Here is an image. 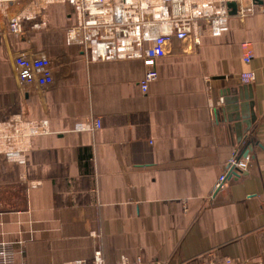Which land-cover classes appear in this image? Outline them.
Returning a JSON list of instances; mask_svg holds the SVG:
<instances>
[{"label":"crops","instance_id":"1","mask_svg":"<svg viewBox=\"0 0 264 264\" xmlns=\"http://www.w3.org/2000/svg\"><path fill=\"white\" fill-rule=\"evenodd\" d=\"M172 3L171 9L178 5L187 12L198 43L195 58L187 53L181 57L186 68L181 77L175 68L171 71L169 58L173 60L175 53L168 45L167 51H162L160 34L149 39L141 31L132 36L135 27L142 30V21H146L135 22L133 8L124 17L128 34L121 37L125 41L120 47L123 59L116 54L115 36L120 29L116 17L108 37L96 38L93 56L85 62L73 55L66 42L52 44L55 76L66 96L77 98L71 103V115L82 136L88 126L77 105L84 99L87 106L85 86L95 78L93 72L98 73L94 80L99 82V92L107 91L100 92L99 103L110 129L124 130L121 107L114 99L119 87L133 118L156 112L173 123L165 131L157 115L164 137L159 147L149 141H130V134L123 133L125 165L141 169L142 179L151 180L152 193L168 223L167 234L173 236L168 264H244L247 260L264 264V0ZM230 3H235V12ZM8 5L0 0L2 20ZM166 6L169 8L164 1L161 10L167 17ZM202 9L225 13V29L214 35L206 29ZM168 34L173 38L165 39V47L175 44V27ZM26 40H13L12 44L42 42ZM156 47L160 50L153 56L151 49ZM106 69L111 77L102 82L100 72ZM246 71L254 72V80L241 79L240 74ZM159 81L176 82L175 120L170 111L169 117L165 116L168 104L160 103ZM170 87L174 89L171 83ZM249 101L253 106L245 110ZM8 105L0 66V114ZM112 108L116 115L110 114ZM64 127L62 114L52 113L35 118L30 129H0V264H72L62 228L64 214L88 199L80 193L72 172L64 171L74 169V157H88L89 147L71 149L42 141L43 132L63 131ZM95 148L99 163L114 164L111 145ZM132 181L138 185L136 177ZM90 203L91 199L88 206ZM96 209L108 264H162L145 232L136 228V243L143 252L137 259L134 238L122 228L120 214L110 204L97 202ZM6 224L12 225L11 231ZM38 253L39 259L47 260H36Z\"/></svg>","mask_w":264,"mask_h":264},{"label":"built area","instance_id":"2","mask_svg":"<svg viewBox=\"0 0 264 264\" xmlns=\"http://www.w3.org/2000/svg\"><path fill=\"white\" fill-rule=\"evenodd\" d=\"M122 1L11 0L5 10L4 20L0 17V66L9 102L8 108L0 114V129H30L33 120L38 116L59 110L65 121L64 130L43 132L42 141L71 149L89 147L88 157H74V169L64 171L72 172L70 176L78 180L80 193L88 199L84 205L64 214L62 228L68 258L72 264H108L103 238L97 229V202L101 205H112L113 211L120 214L123 220L122 228L124 227L131 239L134 238L137 259L143 252L139 243H136V228L146 233L154 247L156 258L162 264H168V254L173 243V236L167 234L168 223L160 202L152 193L151 180L142 179L144 175L141 169L128 168L124 162V130L130 134V141L143 140L149 141L155 147L162 146L164 137L158 118L153 114L133 118L125 103L123 88L119 87L117 94L124 117V130L110 129L99 103V82L95 81L98 73L93 72L95 78L90 81L91 85L87 83L85 86L88 99L86 107L89 113L87 126L90 131L82 136L78 133L73 119L70 122L68 118L71 103L77 98L66 96L64 86L55 76L53 69L50 46L61 41L66 42L76 58H91L96 31L99 33L105 30L114 18L112 14L104 18L101 11ZM125 3L128 4L127 7H133L132 0H125ZM224 15L222 12L214 17L211 22L213 33L218 34L225 29ZM38 33H46L48 36L44 38L42 35V42L34 45L12 44L13 40H23L27 34ZM151 53L156 56L158 50L154 48ZM109 70L101 71L99 80L108 81L111 77ZM240 77L249 82L254 80L255 74L253 71H246L242 72ZM108 144L112 146L116 158L113 165L99 163L94 157L95 146ZM132 177L137 178L138 185L133 183ZM89 199L92 200V205L88 206ZM54 214L59 218L60 212L57 209ZM4 227H8L7 231L12 230L11 224ZM244 264L261 263L247 260Z\"/></svg>","mask_w":264,"mask_h":264},{"label":"rangeland","instance_id":"3","mask_svg":"<svg viewBox=\"0 0 264 264\" xmlns=\"http://www.w3.org/2000/svg\"><path fill=\"white\" fill-rule=\"evenodd\" d=\"M164 1L166 2L167 5L169 4V8H170L169 9L166 6L167 17L164 16V10H161V7L163 8V2ZM172 4H173L172 0H132L131 5L133 7H127L128 4H126L125 0H123L121 3H119L116 6L111 5L108 9L107 8L103 9V11H101V13L103 12L104 18H108L110 14H113V16H114L113 21L111 22V25L106 26L104 28L105 30H101L99 33L97 30L96 31V35H97L96 38H107L108 35L110 34L108 32H111V29H112V27L115 23L116 17H117L116 25L120 26V29L118 30L119 35L115 36V38L117 40L116 46H118V49H119L118 51L116 50V54L118 57H121V59H123L122 57H124L125 54L122 53V51L120 50V47H123V45L125 44V41H123V39H121V37L126 36L128 34L127 30H126L127 24L123 25V23L125 22L124 17L126 18L129 14L130 10L133 8L132 15L134 16L135 20L137 19L135 22H138L140 20L142 21L144 18L146 19V21H142L143 25H144V26H141L142 30L141 29L139 30V29H137V27H135L136 32H133L132 36L133 35L139 36L141 31H142L143 35L149 39L152 37L157 38V37H159V34H160V36H161L160 44L162 46V48H161L162 51L166 52L167 51V45H168V46L172 47V50H173L172 53H175V58L174 57L172 58L173 60H171L169 58V61L173 62V65H171V63H170L171 71L173 70V68H175V71L178 72L177 76L181 77L182 74L185 73V71H186L185 66L181 62V57L183 58L185 53H187V55H189L190 57L195 58L194 48L197 47L198 43H197V38H195L193 36L194 34H193L191 27H190V24H189L190 22L188 20L187 12L182 11L181 9H178V5L175 6V9H171ZM204 7L205 6H203V8ZM202 11L205 12L201 16L202 21L205 25V28L206 29L209 28L211 30V33L214 35L213 26H212L211 22H213L214 17L222 14V12L209 11V9L208 10L202 9ZM207 13H209V15H207ZM212 15H214V16L212 17ZM164 21L167 23V25L164 23ZM174 27H175V44L167 43L166 47H165L164 41L166 38H169V36L172 37V35H170L168 33L170 30L172 31L174 29ZM37 35H39V37L40 36L42 37L43 34H41V33L27 34L23 38H24V40L27 39L26 41H28L30 39L31 43L32 42L34 43L35 41L37 43V40L43 39L41 37L36 38ZM158 42H159V40H158ZM18 43H21V42L19 41ZM157 45H159V44H157ZM173 47H174V49H173ZM165 48H166V51H165ZM156 49L160 50L159 47H156ZM158 53H159V51H158ZM82 59L83 60H81V63L85 62L84 58H82ZM170 83L173 84L174 89L172 87H170L171 89L169 88ZM175 83H176L175 81H171V82L170 81H162V82L159 81V83H156V85L158 87H160V89H161L160 92L158 93L160 96V103L162 102L161 105L162 104H165V105L168 104L167 109H166L167 112H166L165 116L169 117L170 114L168 113V111H170L174 120H175V106H176L175 105V99H177V96L175 98ZM100 92H99V95H100ZM101 93L102 94L107 93L106 89L104 88L103 92H101ZM158 94H155L154 97L156 98ZM180 95H182V94H180ZM114 99L118 105L120 102L119 96L114 95ZM111 105H113V104H111ZM77 106L80 107V115L83 116L84 123L87 124V122H88L87 116L89 113H88L87 107L85 106L84 99L82 101H80ZM106 106H107V104H106ZM118 106L120 108V104ZM113 109H114L115 114H113ZM152 109H155V108L152 107ZM108 110H109V108H108ZM110 112H111L110 114L116 115L115 108H112V111L110 110ZM152 112H154V111H152ZM54 113H60V111L58 110ZM104 114H105V112H104ZM149 114H153L156 117L158 115L159 116L158 118L162 119V124L165 127V131H166V129H169V127L173 126V123H169L167 121L168 118H164L161 113H159L160 115L157 114L156 112L149 113ZM107 123H108V121H107ZM162 124H161V126H162ZM89 131H90L89 128L86 127L85 134H88ZM163 131H164V128H163ZM48 154H49V152H48ZM38 256H39V253L35 256L36 260L39 259ZM40 258L41 259H39V261H42V260L46 261L47 260L46 258H44V259L42 257H40Z\"/></svg>","mask_w":264,"mask_h":264},{"label":"water","instance_id":"4","mask_svg":"<svg viewBox=\"0 0 264 264\" xmlns=\"http://www.w3.org/2000/svg\"><path fill=\"white\" fill-rule=\"evenodd\" d=\"M229 6L232 7V12H235L236 11L235 10V3H230ZM252 106H253V102L252 101H249V103L247 104L245 110L251 108ZM250 118L253 119V115L252 114H251V117Z\"/></svg>","mask_w":264,"mask_h":264},{"label":"bare ground","instance_id":"5","mask_svg":"<svg viewBox=\"0 0 264 264\" xmlns=\"http://www.w3.org/2000/svg\"><path fill=\"white\" fill-rule=\"evenodd\" d=\"M1 1L4 3V5L11 2V0H1ZM164 111L166 112V109L165 108H164ZM68 118H69L70 122H72V115H71V113H68Z\"/></svg>","mask_w":264,"mask_h":264}]
</instances>
